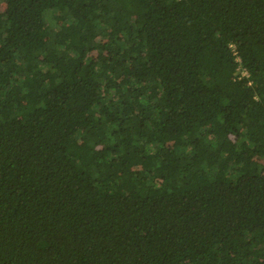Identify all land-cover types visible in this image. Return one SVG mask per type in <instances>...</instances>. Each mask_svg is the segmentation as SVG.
Instances as JSON below:
<instances>
[{
	"label": "trees",
	"instance_id": "1",
	"mask_svg": "<svg viewBox=\"0 0 264 264\" xmlns=\"http://www.w3.org/2000/svg\"><path fill=\"white\" fill-rule=\"evenodd\" d=\"M0 264H264V0H0Z\"/></svg>",
	"mask_w": 264,
	"mask_h": 264
},
{
	"label": "built area",
	"instance_id": "2",
	"mask_svg": "<svg viewBox=\"0 0 264 264\" xmlns=\"http://www.w3.org/2000/svg\"><path fill=\"white\" fill-rule=\"evenodd\" d=\"M242 76H246V77L248 76L247 73H246V71H243L242 72Z\"/></svg>",
	"mask_w": 264,
	"mask_h": 264
}]
</instances>
